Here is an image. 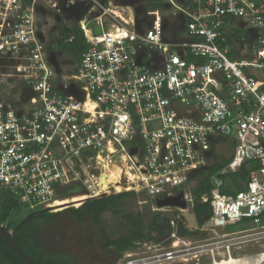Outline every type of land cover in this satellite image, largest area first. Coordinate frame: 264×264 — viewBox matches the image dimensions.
Wrapping results in <instances>:
<instances>
[{
    "label": "built area",
    "instance_id": "1",
    "mask_svg": "<svg viewBox=\"0 0 264 264\" xmlns=\"http://www.w3.org/2000/svg\"><path fill=\"white\" fill-rule=\"evenodd\" d=\"M138 1L157 7L137 20L130 6L101 0H0V188L30 210L51 208L78 182L87 199L133 192L156 213L177 212L123 264H264L254 250L264 243V84L254 75L264 76V0ZM74 8L87 46L59 66L36 18ZM165 10L180 22L173 39ZM224 140L234 149L221 174L257 167L234 195L214 180L201 199L209 218L184 236V211L155 202L182 192L192 213L189 184ZM112 166L122 169L120 190L100 192ZM244 221L253 227L226 232Z\"/></svg>",
    "mask_w": 264,
    "mask_h": 264
},
{
    "label": "trees",
    "instance_id": "2",
    "mask_svg": "<svg viewBox=\"0 0 264 264\" xmlns=\"http://www.w3.org/2000/svg\"><path fill=\"white\" fill-rule=\"evenodd\" d=\"M156 5H152L151 8H156ZM159 7V6H158ZM73 37L72 42H68V39ZM60 53H63L67 58L71 59V62L75 64L79 60L80 54L86 48V42L83 38L82 32L78 26L73 25H61L58 34L55 37L53 43ZM224 140L223 142H225ZM231 150L226 157H222L219 160H215L214 163L206 168L197 171L193 179L196 180L194 187L190 188V195L193 202L192 213H194L196 220L201 225L207 220L211 214V209L208 203H202L201 199L204 196L209 195L211 189L214 187V180H220L222 182L219 187V192L223 195H234L244 189V186L249 178V173L255 170L257 165L253 162L243 163L236 172H228L221 174V171L230 163L232 159V153L234 149V142H230ZM79 185L72 184L61 191V199H67L75 195H82L84 192ZM80 187V186H79ZM4 190L0 188V225H2L6 232L13 233L14 229L24 220L27 219L23 225L13 233V240L16 245L29 257L34 264H78L76 261L57 259L51 255H48L38 243L33 240L30 231L26 230L36 216L48 215L53 217L59 215V213H47L38 212L33 213L30 216L14 222L10 219V216L18 206L17 200L10 193H4ZM84 191V190H83ZM128 198H137L135 193L126 192L109 195L101 199H88L78 208H68L62 212H67L76 221L82 222L84 219L89 218L93 224L98 228L100 234L104 238L105 248H115L119 255L134 248L135 243L156 240L165 235L169 230L170 217L157 213L154 219V223H151L148 228L144 227L143 217L140 212L136 213H124V201ZM111 212L115 216H121L124 219L125 225L128 227L124 235L119 236L117 239L109 240L104 234V227L101 222V216L105 212ZM177 212L172 215L175 216ZM178 222L179 233L191 237L195 235L193 232H189L187 228L182 224V221ZM155 235V237H153ZM118 258V257H117ZM0 264H25L21 258L15 253V251L6 243V241L0 236Z\"/></svg>",
    "mask_w": 264,
    "mask_h": 264
},
{
    "label": "rangeland",
    "instance_id": "3",
    "mask_svg": "<svg viewBox=\"0 0 264 264\" xmlns=\"http://www.w3.org/2000/svg\"><path fill=\"white\" fill-rule=\"evenodd\" d=\"M104 2V6L107 7L108 3L113 5L130 6V10L134 12L136 19H142L146 16L148 11H151V7L148 4L138 0H101ZM80 9H67L61 10L60 13L55 14L53 12L42 11L37 16L36 21L39 32L44 39V42L48 45L52 44L55 37L58 34V30L61 25H77V18L80 15ZM127 12L128 18H132L131 14ZM100 13V12H99ZM88 19L92 17L86 16ZM163 18L166 23V37L167 39H173L180 34V22L177 19L171 17L169 10L163 11ZM129 19V20H130ZM149 19V18H147ZM109 20L105 19V30L109 26ZM88 28H92L91 24L87 25ZM179 32V33H178ZM49 53L52 56V60L55 58L56 63L60 65L69 64V58L63 53H59L57 47L50 46ZM254 75L259 81L264 84V76L261 71H254ZM212 157L210 158L209 165L214 163L215 160H219L222 157L228 156L231 150L230 141L219 142L216 145H211L210 150ZM85 178V177H84ZM217 180V179H215ZM196 181V180H195ZM193 181L189 184V188L194 187L197 182ZM75 185H80L78 188H83L82 184L76 182ZM82 190V189H81ZM8 193L7 191H3ZM85 193V191L82 190ZM113 193H118L115 190H111ZM110 192V193H111ZM82 195H75L64 200L54 202L53 206L58 209H64L66 206L72 205V207H80L83 201ZM16 199V198H14ZM17 200V208L13 210L10 219L14 222L23 220L33 213H38L43 210L42 207H36L35 210H30L29 205L21 203ZM154 201L147 198V202L144 203L142 197L128 198L124 201V213H136L140 212L144 205H153ZM76 209V208H75ZM61 211H51L50 214L59 213L50 217L48 215H38L35 219L27 225L26 230L30 231L33 240L40 245V247L48 254L57 259L70 260L71 262H77L78 264H123L122 257L124 253L119 255V252L115 248H105L104 238L100 234L98 228L93 224L91 219L86 218L82 222L76 221L69 213ZM173 209L164 210V215L172 216ZM101 222L104 227V234L109 240L117 239L119 236L124 235L128 229L125 225L124 219L121 216H115L111 212H105L101 216ZM262 224H264V217ZM253 224H247L246 221L238 223L226 228V232H238L252 226ZM261 246L256 247L255 251L264 250V243ZM131 252V251H130ZM118 257V258H117Z\"/></svg>",
    "mask_w": 264,
    "mask_h": 264
},
{
    "label": "water",
    "instance_id": "4",
    "mask_svg": "<svg viewBox=\"0 0 264 264\" xmlns=\"http://www.w3.org/2000/svg\"><path fill=\"white\" fill-rule=\"evenodd\" d=\"M101 30L99 27H97L94 31V34H100ZM135 152V150H133L131 153L133 154ZM101 182H104V178L101 179ZM107 194H102L98 197L92 198V199H101V198H105L107 197ZM88 199H85L81 202L80 206L82 204L85 203V201H87ZM156 204V208L160 209V208H177L180 209L184 212H182L181 217L184 219V221L186 222L187 228L189 232H192L197 226H198V222L196 220V217L194 215V213H187L185 212L186 210V203L184 201V195L182 192H180L178 195L174 196V197H167L164 198L162 200H157L155 202ZM68 208H78V207H72V205L66 206L63 210L68 209ZM54 209L51 208H46L43 209L40 212H51ZM140 213L143 217V223H144V227L148 228L149 225L151 223H154V219L156 217V211L152 209V207H150L149 205H144L141 210ZM27 219H24L13 231V233H15L22 225L23 223L26 221ZM13 233L10 232H6L4 227L2 225H0V236L6 241V243L15 251V253L21 258V260L25 263V264H34L29 257L16 245V243L13 240Z\"/></svg>",
    "mask_w": 264,
    "mask_h": 264
},
{
    "label": "bare ground",
    "instance_id": "5",
    "mask_svg": "<svg viewBox=\"0 0 264 264\" xmlns=\"http://www.w3.org/2000/svg\"><path fill=\"white\" fill-rule=\"evenodd\" d=\"M113 11L115 12V14H117L118 16L122 17L124 20H127L129 21V18L128 17H124L118 10H116L115 8H113ZM123 168V167H122ZM105 169L107 170L106 171V175H107V180L105 181L104 180V183H102V185L100 186V192L101 191H104L106 190L107 188V185L108 183H114V184H117L116 185V189L119 191L120 190V186L118 185L119 182V177L122 173V169L121 168H116V167H105ZM127 171V169H125ZM132 177H130L131 179ZM86 195V194H85ZM96 195H99V194H96ZM83 200L87 199V195L86 196H83ZM64 200V199H63ZM59 201V200H57ZM54 204V203H53ZM53 204L51 205V207L54 209L53 211H61L63 210L62 208L61 209H58L56 207L53 206Z\"/></svg>",
    "mask_w": 264,
    "mask_h": 264
},
{
    "label": "flooded vegetation",
    "instance_id": "6",
    "mask_svg": "<svg viewBox=\"0 0 264 264\" xmlns=\"http://www.w3.org/2000/svg\"><path fill=\"white\" fill-rule=\"evenodd\" d=\"M59 52V51H58ZM60 53V52H59Z\"/></svg>",
    "mask_w": 264,
    "mask_h": 264
}]
</instances>
